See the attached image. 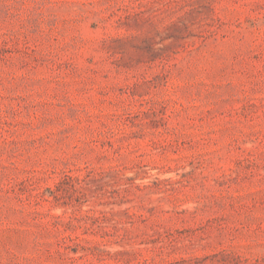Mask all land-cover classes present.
<instances>
[{"label":"rangeland","instance_id":"1","mask_svg":"<svg viewBox=\"0 0 264 264\" xmlns=\"http://www.w3.org/2000/svg\"><path fill=\"white\" fill-rule=\"evenodd\" d=\"M0 264H264V0H0Z\"/></svg>","mask_w":264,"mask_h":264}]
</instances>
